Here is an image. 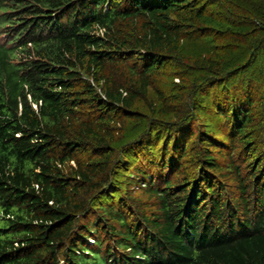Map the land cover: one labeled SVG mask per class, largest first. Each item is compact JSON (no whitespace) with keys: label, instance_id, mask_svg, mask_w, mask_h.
Listing matches in <instances>:
<instances>
[{"label":"trees","instance_id":"obj_1","mask_svg":"<svg viewBox=\"0 0 264 264\" xmlns=\"http://www.w3.org/2000/svg\"><path fill=\"white\" fill-rule=\"evenodd\" d=\"M0 220V264H264V0H0Z\"/></svg>","mask_w":264,"mask_h":264},{"label":"rangeland","instance_id":"obj_2","mask_svg":"<svg viewBox=\"0 0 264 264\" xmlns=\"http://www.w3.org/2000/svg\"><path fill=\"white\" fill-rule=\"evenodd\" d=\"M192 44H194V42H191ZM198 44H201V42H199ZM203 44V43H202ZM257 68V64L254 63L251 67H250V70H251V73H256V69ZM203 110L201 112L202 116L205 117V120L207 122V125H209L211 128H215V125H214V122L219 120L220 117L219 116H216V114L214 112H212L210 109H208V95H205L204 96V102H203ZM1 222V220H0Z\"/></svg>","mask_w":264,"mask_h":264}]
</instances>
